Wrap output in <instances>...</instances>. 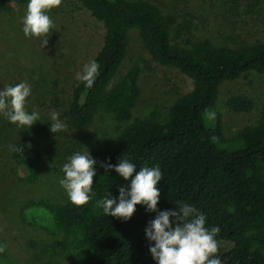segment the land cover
I'll return each instance as SVG.
<instances>
[{"label":"trees","instance_id":"obj_1","mask_svg":"<svg viewBox=\"0 0 264 264\" xmlns=\"http://www.w3.org/2000/svg\"><path fill=\"white\" fill-rule=\"evenodd\" d=\"M11 1L0 0V11ZM13 1L19 5L30 2ZM72 1L104 29L102 44L91 59L100 66L93 87L76 79L69 92L65 115L74 129L84 128L99 109L110 112L116 121L130 120L139 94L137 66L132 64L115 83L109 86V82L126 56L131 28L154 60L175 68L190 81L189 91L170 104L164 119L155 118L154 113L134 118L107 147L89 152L96 161V175L87 204L76 206L70 200L60 205L40 203L57 228L65 230L83 252L79 264H156L145 229L157 213L137 205L133 217L124 222L103 212L101 202L109 193L118 200L119 187L128 188L130 180L100 165H116L122 156L136 165L137 172L142 167L160 168L158 210H174L176 202L183 201L205 215L207 228H220L215 237L218 251L210 258L220 259L221 264H264V106L254 123L242 126L231 137L224 136L222 117L215 107L222 81L244 71L264 74V43L228 49L202 39L178 46L169 38L173 18L147 0ZM233 1L250 6V0ZM224 104L231 112L246 111L252 100L234 94ZM23 156L15 151L14 164L23 165L24 180L31 181L36 173ZM221 242L244 246L224 250Z\"/></svg>","mask_w":264,"mask_h":264},{"label":"rangeland","instance_id":"obj_2","mask_svg":"<svg viewBox=\"0 0 264 264\" xmlns=\"http://www.w3.org/2000/svg\"><path fill=\"white\" fill-rule=\"evenodd\" d=\"M174 22L170 42L186 46L207 39L215 47L232 49L254 42L264 43V0H250V6L233 0H147ZM28 4L13 0L0 11V91L21 82L31 85L25 110L37 111L40 119L29 129L10 123L0 112V264H40L58 262L79 264L83 252L73 245L69 234L57 228L50 212L41 202L62 204L69 200L60 180L62 167L69 157L80 152L104 149L134 118L164 119L170 104L190 89V81L173 67L154 60L137 31L128 32L127 52L110 79L109 86L132 65L137 66L138 97L128 121H116L108 111L99 109L81 130L74 129L65 115L70 89L76 74L83 71L99 50L103 26L72 0H62L59 7L46 10L54 23L47 37H25L23 21ZM234 94L251 98L252 107L231 112L225 101ZM264 106V74L244 71L218 85L216 109L222 117L223 134L231 137L239 128L256 121ZM55 110L67 125V131L53 134L49 130L50 113ZM206 124L207 117L203 116ZM18 143L23 158L31 161L36 173L24 180V167L14 164ZM264 173V172H263ZM224 250H238L221 242Z\"/></svg>","mask_w":264,"mask_h":264},{"label":"clouds","instance_id":"obj_3","mask_svg":"<svg viewBox=\"0 0 264 264\" xmlns=\"http://www.w3.org/2000/svg\"><path fill=\"white\" fill-rule=\"evenodd\" d=\"M61 2L62 0H30L23 21L22 31L25 37H40L42 47H47V37L50 29L54 28V23L46 10L59 7ZM99 67L95 60L90 61L84 65L82 72L76 74L77 80L87 88H92ZM30 94L31 85L27 82L8 86L0 91V112L10 123L29 129L40 119L39 112L29 113L25 110L26 98ZM50 119L51 133L67 131V125L59 119L57 111H51ZM13 150L23 154L21 147ZM95 165L96 161L88 150L83 154H73L69 157V162L63 165L64 178L60 180V184L73 205L83 206L89 202L93 177L96 175ZM100 166L106 172L114 170L125 181L130 180L128 188L119 187L118 200L109 193L101 202L105 215L127 222L133 217L137 205L145 206L149 213H157L145 229L149 251L156 264H221L220 259L210 258L218 251L215 237L220 228H207L205 215L194 205L177 201L174 210H158L161 193L157 186L162 180L159 167H142L137 172L136 165L123 156L116 165L102 163ZM5 251L6 246L0 244V253Z\"/></svg>","mask_w":264,"mask_h":264}]
</instances>
